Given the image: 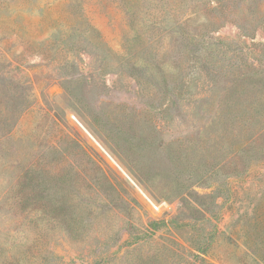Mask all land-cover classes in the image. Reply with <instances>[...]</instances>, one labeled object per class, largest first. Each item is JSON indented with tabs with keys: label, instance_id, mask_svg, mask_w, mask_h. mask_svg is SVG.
<instances>
[{
	"label": "rangeland",
	"instance_id": "1",
	"mask_svg": "<svg viewBox=\"0 0 264 264\" xmlns=\"http://www.w3.org/2000/svg\"><path fill=\"white\" fill-rule=\"evenodd\" d=\"M0 264H264V0H0Z\"/></svg>",
	"mask_w": 264,
	"mask_h": 264
},
{
	"label": "trees",
	"instance_id": "2",
	"mask_svg": "<svg viewBox=\"0 0 264 264\" xmlns=\"http://www.w3.org/2000/svg\"><path fill=\"white\" fill-rule=\"evenodd\" d=\"M154 223H155V221L151 222V225L153 226V225H154ZM162 223H163V222H162Z\"/></svg>",
	"mask_w": 264,
	"mask_h": 264
}]
</instances>
